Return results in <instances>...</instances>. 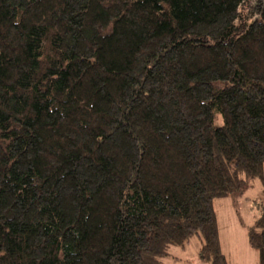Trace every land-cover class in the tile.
Listing matches in <instances>:
<instances>
[{"label":"trees","instance_id":"16d2710c","mask_svg":"<svg viewBox=\"0 0 264 264\" xmlns=\"http://www.w3.org/2000/svg\"><path fill=\"white\" fill-rule=\"evenodd\" d=\"M253 179L264 264V0H0V264H228Z\"/></svg>","mask_w":264,"mask_h":264},{"label":"rangeland","instance_id":"374dc122","mask_svg":"<svg viewBox=\"0 0 264 264\" xmlns=\"http://www.w3.org/2000/svg\"><path fill=\"white\" fill-rule=\"evenodd\" d=\"M216 124H221L218 117ZM263 185L250 180L241 193L213 201L221 250L228 264H258V253L247 240V231L260 214ZM201 240L193 237L184 247H170L161 264H207L199 256Z\"/></svg>","mask_w":264,"mask_h":264}]
</instances>
